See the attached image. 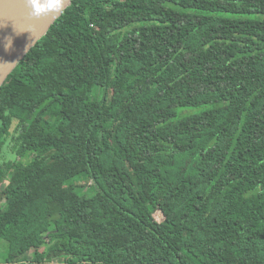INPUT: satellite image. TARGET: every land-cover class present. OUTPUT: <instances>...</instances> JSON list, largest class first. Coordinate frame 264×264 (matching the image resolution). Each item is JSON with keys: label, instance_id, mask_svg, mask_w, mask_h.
I'll return each mask as SVG.
<instances>
[{"label": "trees", "instance_id": "1", "mask_svg": "<svg viewBox=\"0 0 264 264\" xmlns=\"http://www.w3.org/2000/svg\"><path fill=\"white\" fill-rule=\"evenodd\" d=\"M0 241L264 264V0H72L0 87Z\"/></svg>", "mask_w": 264, "mask_h": 264}, {"label": "water", "instance_id": "2", "mask_svg": "<svg viewBox=\"0 0 264 264\" xmlns=\"http://www.w3.org/2000/svg\"><path fill=\"white\" fill-rule=\"evenodd\" d=\"M72 0H0V87Z\"/></svg>", "mask_w": 264, "mask_h": 264}, {"label": "rangeland", "instance_id": "3", "mask_svg": "<svg viewBox=\"0 0 264 264\" xmlns=\"http://www.w3.org/2000/svg\"><path fill=\"white\" fill-rule=\"evenodd\" d=\"M193 111H190V113ZM75 183L78 185V190L81 192H84L85 194H90V187L92 186V183L88 181L85 177H77L74 179ZM6 184V182H3L1 184V187H3ZM159 217V215H157ZM6 254V242L0 241V260L5 256Z\"/></svg>", "mask_w": 264, "mask_h": 264}]
</instances>
